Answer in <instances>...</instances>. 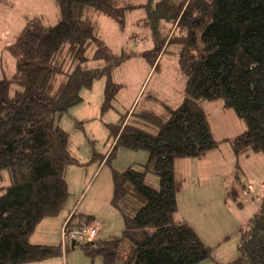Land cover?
Returning a JSON list of instances; mask_svg holds the SVG:
<instances>
[{
	"label": "trees",
	"instance_id": "16d2710c",
	"mask_svg": "<svg viewBox=\"0 0 264 264\" xmlns=\"http://www.w3.org/2000/svg\"><path fill=\"white\" fill-rule=\"evenodd\" d=\"M51 1L57 23L29 24L10 48L14 76L0 75V264L37 263L63 252L29 241L43 220L64 212L66 168L78 164L56 117L79 104L80 91L103 76V111L111 104L119 89L110 79L113 65L95 66L106 58L99 19L124 30L126 13L136 8L133 0ZM155 6L148 14L155 22L154 49L144 57L157 70L161 53L178 48L184 98L176 108L156 100L160 112L130 113L155 134L124 119L109 126L114 147L148 156L143 171L113 172L110 203L121 214L123 231L80 242L87 257L100 255L103 264H199L210 257L193 229L175 220L182 188L175 161L201 160L219 146L202 103L220 100L245 124L228 140L237 155L264 157V0H159ZM149 172L158 178L156 189L145 183ZM75 217L71 213L70 227ZM92 222L87 217L83 225ZM230 264H264V198L240 231L238 257Z\"/></svg>",
	"mask_w": 264,
	"mask_h": 264
},
{
	"label": "rangeland",
	"instance_id": "374dc122",
	"mask_svg": "<svg viewBox=\"0 0 264 264\" xmlns=\"http://www.w3.org/2000/svg\"><path fill=\"white\" fill-rule=\"evenodd\" d=\"M158 1L133 0L136 8L126 13L124 30L113 21L99 19L100 48L105 51L106 58L95 66L113 65L110 79L119 89L111 104L103 111L106 80L103 76L95 80L90 89L80 91L82 101L79 104L56 117L59 127L68 135L71 151L78 162L66 168L69 192L66 208L71 206L78 210L75 223L84 222L87 217L98 223L100 230L102 228L99 234L102 240L117 236L124 229L121 214L110 203L113 172L122 173L129 167L143 171L148 156L145 151L114 147L115 139L109 126H116L124 119V124L155 134L156 129L147 121L135 115L131 117L130 113L160 112L162 105L156 100L176 108L184 98V78L178 70L176 55L178 48L171 46L161 53L157 70L144 57L154 49L155 22L153 14H148ZM58 19V11L51 0H0V75L4 72L7 78L14 76L15 60L10 48L29 24L36 22L49 27ZM202 108L214 140L219 144L216 149L218 164L212 163L204 173H196L189 166L179 163L181 169L177 166L176 162L187 159L176 160L175 174L182 180L177 216L186 220L184 224L189 227L194 226L197 236L210 251V257L199 264H230L238 257L240 231L247 228L264 198V157L252 151L241 155L234 152L228 140L241 135L246 126L233 110L223 108L220 100L204 102ZM145 183L156 189L158 178L149 172L145 175ZM202 192H207L203 198ZM79 217L84 219L80 221ZM56 218L47 221L53 220L57 225ZM201 221L205 230L200 227ZM83 244L72 249L71 243L64 247L60 240L55 247L63 252L51 259H61L62 264H103L100 255L87 257L81 248ZM126 254V250L121 252L122 257Z\"/></svg>",
	"mask_w": 264,
	"mask_h": 264
},
{
	"label": "crops",
	"instance_id": "0c3cea01",
	"mask_svg": "<svg viewBox=\"0 0 264 264\" xmlns=\"http://www.w3.org/2000/svg\"><path fill=\"white\" fill-rule=\"evenodd\" d=\"M217 153L218 152L216 150L215 151H212V152H209L201 160H198V159H187L186 161H182L181 160V162H176V161L175 162L177 164L178 163L181 164L182 166L183 165H186V166L191 167L192 169H194L196 171V173H198V172L204 173L203 170L206 169L209 165H212V163H217L218 164V161H217ZM179 164L177 166L180 167ZM180 169H181V167H180ZM206 195H207V192H202V198L204 196H206ZM179 200H180V194L177 195V213H176V216H175V220H176L177 223H187L186 220H183V219L180 220L179 219V216H177V214L179 213V209H180V207H179ZM188 200L190 201V198L189 197H188ZM77 212H78V210H76L75 207L69 206V207L65 208L64 212L60 216H58L55 219V221H54V222H58L59 223V224L56 223L57 225H54L53 220H49V221H47L48 219L43 220L38 225V227L35 230V232L31 235L30 240H29L30 243L33 244V245H46V246H51V245L56 246V244L58 245L59 244V241L61 240V230H62L65 222L69 219L71 213L74 214V216H77ZM78 219L81 221L84 218H80L79 217ZM85 220H84V222H85ZM201 220L204 221L205 220V217H201ZM202 221H201L200 227L203 230H205V227L203 226ZM84 222H78V223H76V225H83ZM73 225H71V226H73ZM43 226H45L46 228L43 227ZM191 227L195 230L194 226H191ZM42 228H45V229H42ZM101 230H102V228H101ZM101 230H100L99 234L101 233ZM194 232L196 233V235H198V233L196 232V230ZM97 239L98 240L101 239V238H99V235H98ZM77 244L78 243H75V246ZM52 261L46 260V261H42V262L28 263V264H62V260L61 259L55 258Z\"/></svg>",
	"mask_w": 264,
	"mask_h": 264
},
{
	"label": "built area",
	"instance_id": "2783aa9c",
	"mask_svg": "<svg viewBox=\"0 0 264 264\" xmlns=\"http://www.w3.org/2000/svg\"><path fill=\"white\" fill-rule=\"evenodd\" d=\"M71 216V215H70ZM70 217L65 222L61 230V241L65 247L67 243H80V242H94L100 232V226L98 223L92 222L88 225H75L69 226Z\"/></svg>",
	"mask_w": 264,
	"mask_h": 264
},
{
	"label": "water",
	"instance_id": "95a60500",
	"mask_svg": "<svg viewBox=\"0 0 264 264\" xmlns=\"http://www.w3.org/2000/svg\"><path fill=\"white\" fill-rule=\"evenodd\" d=\"M74 247H75V243L72 242V244H71V248L73 249Z\"/></svg>",
	"mask_w": 264,
	"mask_h": 264
}]
</instances>
